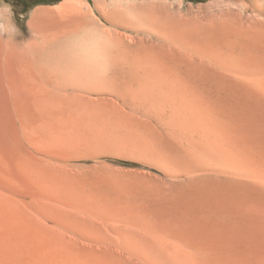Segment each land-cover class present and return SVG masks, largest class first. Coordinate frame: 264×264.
<instances>
[{"label": "rangeland", "instance_id": "1", "mask_svg": "<svg viewBox=\"0 0 264 264\" xmlns=\"http://www.w3.org/2000/svg\"><path fill=\"white\" fill-rule=\"evenodd\" d=\"M0 3L21 28L10 34L15 42L47 40L40 59L24 45L0 43V264H259L263 237L228 206L234 182L213 170L188 179L183 168L191 160L169 134L182 122L170 104L176 97L193 109V124L210 137L219 132L230 147L238 104L252 99L210 64L249 59L252 0ZM34 11L39 19L30 30ZM134 59L182 75L130 82L120 66ZM55 65L63 75L46 78L41 70ZM124 81L131 84L120 90ZM105 88L128 95L126 103ZM67 104L86 109L74 118L97 116L79 126H50L62 120L61 111L66 120Z\"/></svg>", "mask_w": 264, "mask_h": 264}, {"label": "bare ground", "instance_id": "2", "mask_svg": "<svg viewBox=\"0 0 264 264\" xmlns=\"http://www.w3.org/2000/svg\"><path fill=\"white\" fill-rule=\"evenodd\" d=\"M260 1H261V3H259ZM252 2H253L252 3V22H251L252 43H251V51H250L249 59H247L246 61H240L237 64L234 63L233 65L228 64L226 62H223L221 60H216L213 64H210V65L214 66L215 68L226 72L227 74L230 73V75H232V77L235 79L238 86L241 87L243 89V91L245 90L244 92H246L248 97H249L248 100L252 99V105L250 103V106L247 105V107H245L246 103L244 105L243 102L238 104V107L236 106L237 111H236V115H235L233 139H232V143H230L231 145L229 144L230 147L227 145L226 142H224L225 140L223 141L222 139L219 138L220 136L217 137L219 132L215 138L210 137L204 133V131H205L204 127L202 128L201 126H199L197 124H193L194 118H191L192 116L189 115V113L193 109L191 110L190 108H188V105H187L188 103L186 102V100L183 102V101H180L179 99H176V97H175V100H172L171 102L170 101L169 102L172 105L173 110H175L179 114H182L181 116H179L180 121H182V122L179 124H175V125L171 126L169 129V134L175 140H176V138L180 140L181 147H182V149H184L181 151L182 152L185 151L186 152L185 154H187V157L189 156V158L191 160L190 166L185 168V169L183 168V170H186L185 173L182 172L183 175L187 176L188 179H190L193 176H196L199 172L201 173L204 171L213 170V173H215L216 175L224 176L227 179L228 178L231 179L235 184L236 192H234L235 193L234 200L232 201L233 205L232 206L228 205V206H230L231 210L234 211V214H235L234 216H236V218L238 220H246L251 225L250 226L251 229H254L252 231H254V233L257 232L259 234V236H262L264 239V0H252ZM38 9H40V8H38ZM74 9H75V7H74ZM12 11H11V8L8 7L6 4L0 3V43L3 46H5V48H6V46H10L11 44H13L15 46L24 45L25 48H27L30 51L29 53L31 54L32 57H39V59H40V56H42L44 54V53H41V49L44 47L42 45L47 43L46 38L44 40V42L46 41L45 43L43 42V40L42 41L39 40L40 37H35L34 39H27L26 38V40H23V42H21V43L17 42L18 41V39H17V41L15 42L14 36L12 38L10 36V34L14 33L16 35V33L19 32L18 31L19 29L17 30V28H16L17 24L15 23V21H13V20H15V17L13 15ZM34 12H35L33 15L34 20L29 21L30 22L29 23L30 30H35L34 26L37 24V20L39 19L38 15H37V11H34ZM39 12H41V11H39ZM85 14H86V12H85ZM17 27L20 28L18 25H17ZM16 36H18V35H16ZM53 37H52V39H53ZM20 40H21V38H20ZM48 41L50 42V40H48ZM174 44H176V46H178V47L185 48V53L191 59H197V60H199V62L204 61L203 63L209 64L207 61H205L199 57H196L193 54H191L190 52H188V51L194 50L195 48H192L188 45H184L183 43H179V42H175V41H174ZM60 45H58V46H60ZM178 47H176V49H178ZM8 50H10V49H8ZM76 50H77V48H76ZM29 53H28V55L30 56ZM7 54H9V53H7ZM56 54H57V52H56ZM202 54L204 55L206 53H202ZM9 55H7V56H9ZM25 55H27V54H25ZM53 55H54V53H53ZM13 57H15V56H13ZM48 57H50V56H48ZM32 60H33V58H32ZM43 60H45V59H43ZM134 61L135 62L129 60L126 62H122V64L120 62V64H121L120 67H121V69H123L122 75H124L127 79H129L130 82H132L134 79L135 80L140 79V81L142 79V82H143V80H145V79L147 80L149 78L150 79L156 78V79H163L164 80L167 78L170 79V78H175V77H179L180 75H182L181 74L182 71H180V69L176 68V67L172 68L169 65H162L159 63L145 61V60L140 61V60L134 59ZM46 62L45 63L41 62V63L46 64ZM36 63H38V62H36ZM203 63H200V64H203ZM65 64H66V62H65ZM32 66H33V64H32ZM114 66H115V63H114ZM20 67H21V65H20ZM58 67L59 66L56 67V65H55V68L54 67L49 68L47 66V68H45L43 71L41 70V72L43 74L47 75L46 78L48 77V79H49L50 77H52V75H54V74L58 75L61 73L60 72L61 68H58ZM68 67H69V63H68ZM58 69H60V71H58ZM32 71H33V69H32ZM64 72L66 73V70ZM129 81L122 82L119 86L120 90L128 88V86H130V84H131ZM167 81H165V82L167 83ZM47 83H48V81H47ZM152 83H154V82L152 81ZM155 83H157V82H155ZM73 86L74 85H72V86H70V85L59 86L58 85V88H69V87H73ZM44 88L46 89V87H44V86L41 89H44ZM92 89H95V88H93V87L86 88L85 87L82 90L90 91ZM105 90L106 91H114L115 89L105 88ZM114 92H116L115 94H117L119 96V98H122L121 100L126 103L128 95H125V93H123L122 91H114ZM51 93L52 92H47L45 94L51 96L50 95ZM54 93L55 94L52 93V95H54V96L59 97L62 95L61 93H60V95L57 94V92H54ZM183 93H184V91H183ZM165 94H167V93H165ZM68 95H70V94H68ZM68 95L66 94V97H68ZM168 95H169V92H168ZM170 95H172V94L170 93ZM171 98H173V97H171ZM182 100H184V99H182ZM187 100H189V99L187 98ZM248 100H246V101L248 102ZM259 103H261V104H259ZM247 104H249V103H247ZM44 105L55 106L58 104L48 103V101H45ZM84 105H86V104H84ZM60 106H61V104H60ZM190 106H191V104H190ZM57 108H59V106ZM67 108L64 107L65 110L63 109L64 115L65 114L69 115V116L66 115V116H68V117H66V120L63 118V116H61V115L59 116V114L62 112V111L60 112V108H59L60 113H57L58 114L57 117H58V120H59V117H60V119L62 118V120L56 121V122H54V124L51 123L50 126L56 125L55 127H57V126L62 127L63 125L65 126L66 124L67 125L69 124L70 126H71V124H75L76 126H79L80 122L83 119L84 120L81 123H89V121L93 118V116L95 114L93 111L91 114H90L91 111H88V114H86L85 117L83 115V117L80 119L79 116L76 115V117L74 118L75 114L79 113V115H82L83 112L80 113L81 110H80V112H77L82 107H79V106H76L75 104H73V105H68ZM83 109L86 110L85 108H82V110ZM87 109H88V107H87ZM173 113L176 114L175 112H173ZM200 114H201V112H200ZM89 115H92V117ZM87 117H89V119H87ZM92 120H91V122L94 121V120L93 121ZM57 122L58 123L61 122L62 124L59 123V125H62V126H59L57 124ZM91 122H90V124H93ZM90 124H88V125H90ZM75 125H73V126H75ZM55 127H54V130L56 129ZM79 130H80V128H79ZM83 130H84V127H83ZM83 130H81V132H83ZM85 131H87V128L85 129ZM209 133H211V132H209ZM84 134H85V132H84ZM166 134H168V133H166ZM178 145H179V143H178ZM179 148H180V146H179ZM212 150L216 153V155L210 154L209 151H212ZM154 158H156V157H154ZM182 159H184V158H182ZM185 160L187 161V159H185ZM159 161H160V159H159ZM166 165H168V164H166ZM186 165H187V163H186ZM166 169L168 170V168H166ZM219 198H221V197L219 196ZM226 199H228L227 196L223 195V201L225 203H227V201H228ZM225 206H226V204H225ZM233 220H234V218H233ZM249 233H250V231H249ZM253 238L256 239L254 237V235H253ZM258 238L259 237H257V240H258ZM257 240H254V241L256 242ZM258 241H257V243H258ZM262 243H263V241H262ZM263 245H261L262 248H264ZM256 247L259 248L260 245L256 246ZM258 251L263 252V250L261 248ZM258 254H259V252H258ZM258 254H256L255 256L257 257V256L261 255V254H259V255ZM251 261L255 262L256 260L255 259L253 260V257H252ZM258 261H259L258 262L259 264H264V254L263 253L260 256V259ZM254 264H257V261Z\"/></svg>", "mask_w": 264, "mask_h": 264}]
</instances>
